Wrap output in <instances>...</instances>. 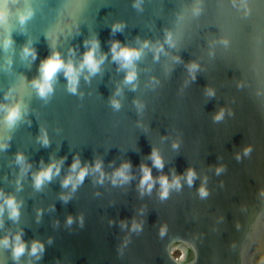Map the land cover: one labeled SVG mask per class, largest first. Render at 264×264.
<instances>
[{
  "label": "water",
  "instance_id": "1",
  "mask_svg": "<svg viewBox=\"0 0 264 264\" xmlns=\"http://www.w3.org/2000/svg\"><path fill=\"white\" fill-rule=\"evenodd\" d=\"M0 13V145H7L0 147V240H10L0 244V264H264V0H0ZM117 23L123 28L113 33ZM93 38L96 58L105 57L100 70L85 68L75 94L61 70L49 98H40L32 81L41 62L59 52L78 68ZM113 41L141 52L132 67L112 59ZM133 70L136 79L125 83ZM17 105L20 117L9 127L8 109ZM221 108L224 118L214 121ZM45 132L47 146L38 139ZM153 148L162 170L149 159ZM76 157L89 171L73 191L62 181L79 172L71 169ZM61 160L59 174L38 190L34 174ZM125 161L131 179L113 184ZM142 163L156 181L150 194L139 188ZM190 167L191 187L182 175ZM174 173L181 188L161 200L158 177L171 181ZM9 196L19 205L16 219ZM133 218L140 232L131 230ZM17 234L26 244L18 260ZM34 240L44 245L40 259L30 254Z\"/></svg>",
  "mask_w": 264,
  "mask_h": 264
},
{
  "label": "clouds",
  "instance_id": "2",
  "mask_svg": "<svg viewBox=\"0 0 264 264\" xmlns=\"http://www.w3.org/2000/svg\"><path fill=\"white\" fill-rule=\"evenodd\" d=\"M137 6V5H134ZM32 15L31 11L28 10L26 13L21 14L20 16V22L23 24L26 19H28ZM4 14L0 13V20H3ZM123 25L121 23H117L113 25V33L116 31L122 30ZM170 42V37H169ZM8 42H6L7 45ZM91 44V48H88V50L83 54L82 62L80 63L79 67H75L70 61L68 63H65V61L61 58V55L59 52H54L52 55H50L48 58L43 60L40 64V75L39 78L33 79L32 84L33 87L37 89L38 96L42 99L47 100L51 93L53 92V81L56 78V75L58 72L63 70L64 75L68 81V91L70 93L75 94L77 92V85L79 80V75L83 72V70L86 68L88 70V73L90 75L96 74L100 70V64L105 59L104 56H101L98 60L96 58V50L99 48V40L96 38H93L91 41H85V45ZM145 47L148 46L147 41L145 42ZM157 51H160V49H157ZM111 52H112V59L118 63H120L121 68H130L133 66V62L136 59H139L141 52L137 49L129 48L127 46H121L119 41H113L111 45ZM24 54L31 55L33 59L36 57L35 50L25 48ZM197 65L195 63L191 64L189 67V71L193 73V79H195V71L197 69ZM85 79H88V77H85ZM136 79V73L135 71H129L125 76V83H132ZM133 89H135V85L133 84ZM119 94V90L117 92ZM207 94L209 96L214 95V91L212 89L207 90ZM111 105L114 109L120 108V103L116 99L111 100ZM140 106V105H138ZM225 110L221 108L213 117L214 121H220L224 118ZM231 114V112H229ZM20 117V108L19 105L12 107L8 109L7 115H6V122L9 125V127L13 126L17 119ZM42 144L44 146H47L49 144V140L47 137L46 132L38 137ZM0 147H7V145H0ZM173 147H178V145L174 142ZM252 148L251 146H247L244 148L243 152L244 155L247 156L251 153ZM24 156L22 153L16 154V160L18 163L24 162ZM149 159L152 161V166H154L157 169L162 170L164 167L163 159L160 156L157 149L153 148ZM236 159H240V154L238 153L236 155ZM60 162L52 161L49 163L46 167L40 169L37 173L34 174V185L39 190L41 186L44 184L45 181H51L53 175H58L60 171ZM30 167V165H29ZM132 167L131 162L125 161L123 162L118 169H116L113 172L112 175V182L113 184L117 183V181L121 183L128 182L131 177L129 175V169ZM79 168V172L73 177L71 174L66 176V178L62 181V187H67L70 183L72 184L73 191L76 190L77 185L81 184L85 178V176L88 174V166L85 165L84 167H80V160L78 157L74 158L73 163L71 165V169L73 172L76 171V169ZM141 171H142V177L140 179L139 188L141 191V195L144 194L145 191H147L149 194L151 193V190L154 186V183L156 182L153 179L151 167L145 164L140 165ZM55 170V171H54ZM225 170L224 166H218L216 168L217 174H220ZM93 171L100 172V182H103L104 173L102 171V161L96 160ZM184 175L188 185L191 187L193 184V181L196 177V172L191 167L186 170V174ZM207 178L205 177V183ZM158 182L160 184V199L164 200L168 198L169 190L171 188H175L179 190L181 188V176L173 174V178L171 181H169L167 175H160L158 177ZM199 196L203 199L206 198L209 193L205 186H201L198 189ZM61 199L67 202L68 197L61 195ZM5 204L9 210V218L10 219H16L19 216V205L17 204L14 197H7L5 199ZM4 211V205H0V214H2ZM39 215V210H38ZM80 225L83 226V216L80 218ZM67 224L71 225L73 223V218L71 216L67 217ZM127 226L126 221H121V227ZM131 230L134 232H140L142 230V224L137 223L135 218H133ZM167 232V225L164 224L160 227L159 235L163 237ZM15 243L13 246V258L19 259L21 255L24 254L26 249V244L22 240L21 234H17L14 238ZM49 243H51V239H49ZM127 243V241H126ZM0 244H3L5 247H8L10 244L9 237L5 236L2 240H0ZM44 251V245L40 241L34 240L31 245L30 254L32 256H36L37 259H40V254H42Z\"/></svg>",
  "mask_w": 264,
  "mask_h": 264
}]
</instances>
